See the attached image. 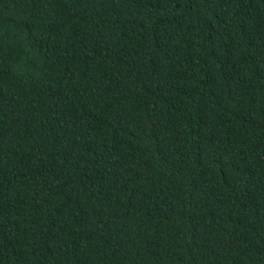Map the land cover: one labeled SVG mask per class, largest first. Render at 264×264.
Here are the masks:
<instances>
[{"label": "trees", "instance_id": "16d2710c", "mask_svg": "<svg viewBox=\"0 0 264 264\" xmlns=\"http://www.w3.org/2000/svg\"><path fill=\"white\" fill-rule=\"evenodd\" d=\"M0 264H264V0H0Z\"/></svg>", "mask_w": 264, "mask_h": 264}]
</instances>
